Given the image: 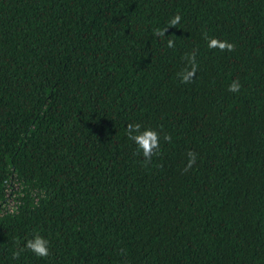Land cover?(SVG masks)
I'll list each match as a JSON object with an SVG mask.
<instances>
[{
    "label": "trees",
    "instance_id": "1",
    "mask_svg": "<svg viewBox=\"0 0 264 264\" xmlns=\"http://www.w3.org/2000/svg\"><path fill=\"white\" fill-rule=\"evenodd\" d=\"M0 264H264V0H0Z\"/></svg>",
    "mask_w": 264,
    "mask_h": 264
},
{
    "label": "clouds",
    "instance_id": "2",
    "mask_svg": "<svg viewBox=\"0 0 264 264\" xmlns=\"http://www.w3.org/2000/svg\"><path fill=\"white\" fill-rule=\"evenodd\" d=\"M181 21V16L176 14L173 19L168 23L171 27H175ZM169 27L157 30L154 35L157 37H163L168 31ZM205 39L208 41L209 49H219L221 52L228 51L232 52L235 50V45L228 41H221L216 38H208L205 33ZM169 48L175 47V43L172 39H169L167 42ZM184 59L188 61L190 65V70L188 68L184 69L181 73H178L181 83L189 84L192 82L198 66L196 63V50H193L191 53H187L184 56ZM241 88L239 80H234L228 87L229 92H239ZM142 126L139 123L128 124L126 128V135L129 140H132L137 145L138 153L142 152L145 165L151 163L152 157L159 153V135L158 133L151 129L146 128L141 130ZM165 141L171 142V136L165 135ZM188 163L184 169L187 172L192 166L196 163L197 154L193 151H188ZM18 244V241H17ZM31 251L37 257L46 258L50 255L49 252V241L43 238L41 235L36 234L33 238L28 239L24 247H17V250L12 253V258L18 260L21 254L25 251Z\"/></svg>",
    "mask_w": 264,
    "mask_h": 264
}]
</instances>
